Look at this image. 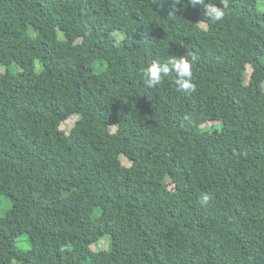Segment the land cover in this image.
<instances>
[{
    "label": "trees",
    "instance_id": "trees-1",
    "mask_svg": "<svg viewBox=\"0 0 264 264\" xmlns=\"http://www.w3.org/2000/svg\"><path fill=\"white\" fill-rule=\"evenodd\" d=\"M227 4L0 0V264H264V0ZM170 56L195 91L147 87Z\"/></svg>",
    "mask_w": 264,
    "mask_h": 264
},
{
    "label": "clouds",
    "instance_id": "clouds-1",
    "mask_svg": "<svg viewBox=\"0 0 264 264\" xmlns=\"http://www.w3.org/2000/svg\"><path fill=\"white\" fill-rule=\"evenodd\" d=\"M175 3L181 4L182 0H175ZM188 4L193 8L199 7L203 9L205 20L201 22L202 26L208 21L212 23L222 21L228 7L227 0H223V3H219L221 5L219 7L216 3L210 2V0H208V2H206V0H188ZM142 75L148 88H156L165 78L173 77V82L177 86L178 91H183L185 93L195 91V85L191 82L193 75L192 63L186 56L179 58L170 56L165 62L154 61L143 70ZM203 200L207 202L209 196L204 195Z\"/></svg>",
    "mask_w": 264,
    "mask_h": 264
},
{
    "label": "rangeland",
    "instance_id": "rangeland-1",
    "mask_svg": "<svg viewBox=\"0 0 264 264\" xmlns=\"http://www.w3.org/2000/svg\"><path fill=\"white\" fill-rule=\"evenodd\" d=\"M9 6L13 7V2H9L8 4ZM260 9H264V5H260L259 7ZM86 44L92 48L95 49L96 48V43L93 40H87ZM1 71H3V67L0 66ZM123 76L125 79H129L132 77V73L129 69L125 68L123 71ZM250 73V69L247 70V76L248 77ZM263 88H264V84H263ZM262 111H264V100L262 102V104L259 107ZM75 122V117H71L69 118L66 122H64L61 125V130L64 131H68L72 125ZM122 163L124 165H128L129 163L126 161V159L122 158ZM204 176L207 180V183L209 185H216L218 183L219 180V174H213L212 172H210L207 168L204 169ZM1 209V208H0ZM137 224L138 227L140 229V231L142 232V237L145 241H149L152 236L154 235V233L161 227L163 226H167L168 224V211L166 209H161L158 210L156 212H152V213H147L145 215H142L138 218L137 220ZM24 239H19L16 241V248L20 249V250H27L28 245L23 242H21ZM108 245V240L106 237L102 238L99 243L97 245L93 246V250L95 251H99V250H105L107 248ZM168 255V252L166 250H163L159 255H157L155 257V262H158L159 260H161L162 258L166 257Z\"/></svg>",
    "mask_w": 264,
    "mask_h": 264
}]
</instances>
